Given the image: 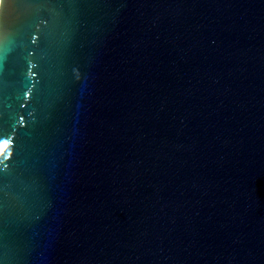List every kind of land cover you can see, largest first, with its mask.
<instances>
[{
  "label": "water",
  "instance_id": "water-1",
  "mask_svg": "<svg viewBox=\"0 0 264 264\" xmlns=\"http://www.w3.org/2000/svg\"><path fill=\"white\" fill-rule=\"evenodd\" d=\"M0 264H264V0H0Z\"/></svg>",
  "mask_w": 264,
  "mask_h": 264
}]
</instances>
